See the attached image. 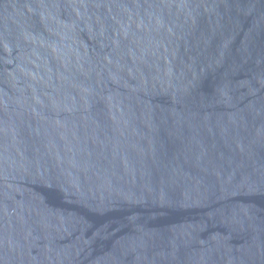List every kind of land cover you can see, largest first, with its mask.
Masks as SVG:
<instances>
[{"label":"water","instance_id":"water-1","mask_svg":"<svg viewBox=\"0 0 264 264\" xmlns=\"http://www.w3.org/2000/svg\"><path fill=\"white\" fill-rule=\"evenodd\" d=\"M0 264H264V0H0Z\"/></svg>","mask_w":264,"mask_h":264}]
</instances>
